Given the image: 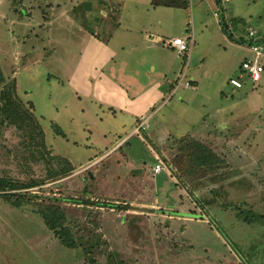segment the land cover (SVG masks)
<instances>
[{
	"label": "rangeland",
	"instance_id": "1",
	"mask_svg": "<svg viewBox=\"0 0 264 264\" xmlns=\"http://www.w3.org/2000/svg\"><path fill=\"white\" fill-rule=\"evenodd\" d=\"M97 1L0 0V67L15 78L21 100L33 103L49 152L75 166L28 190L62 206L77 245L63 246L35 206L14 207L0 197V264H264V218H245L264 214V71L254 88L247 78L234 88L229 78L239 75L249 49L228 36L247 40L250 27L263 36L264 0H188L187 9H176L193 33L183 70L198 75V91L178 87L176 96L189 106H174L173 98V113L164 107L138 134L129 133L134 115L108 108L77 84L90 73L82 60L100 49L87 45L100 27ZM84 6L93 10L88 21ZM233 16L240 21L230 23ZM122 65L115 58L105 70ZM76 68L79 80L70 78ZM125 135L120 149L99 157ZM192 139L221 163L195 165L185 146ZM28 153L17 130L5 126L0 176L42 178L43 163L25 160ZM158 160L164 168L154 174Z\"/></svg>",
	"mask_w": 264,
	"mask_h": 264
},
{
	"label": "crops",
	"instance_id": "2",
	"mask_svg": "<svg viewBox=\"0 0 264 264\" xmlns=\"http://www.w3.org/2000/svg\"><path fill=\"white\" fill-rule=\"evenodd\" d=\"M105 2L110 8L105 7ZM168 2L167 0H142V4L140 2H129L126 4L125 0H118L115 4H112L108 0L97 1V11L101 17L98 20L100 21V27L89 33L87 45L92 46L94 44L100 47L99 50L104 53H100L96 48L92 51L97 52L98 56L93 55V58L88 59L85 57L82 60L84 62L88 61L87 64H91L90 73L88 77L87 73L82 72V82L77 84L87 88L88 95L92 94L101 104L108 108L116 107L119 110L129 111L131 115H134L136 117L135 121H138V123L132 126L129 133L138 134V130L142 127L144 121L154 117L164 107L168 113H173L176 104H185L188 107L189 101L182 94L179 95L177 93L176 96L175 93L178 87L182 86L191 88L195 92L198 91L196 86L200 78L195 74L194 70H189L188 72L190 67H186L187 71L183 70L184 58L178 56L171 48L159 44H148L144 41L143 37L146 32L164 38H171L182 36L189 30L184 26V16L180 17V13L176 12V9L183 7L173 3L169 4ZM219 2L214 0L213 3L218 5ZM84 7H86L84 10L85 20L88 21L90 16L92 17L93 10L89 11V7ZM105 9L112 10V14L110 13V16H102ZM173 14L174 17L177 14L178 20L174 19ZM232 18L235 17L233 16ZM109 19L113 21V25H109ZM102 34L104 37H101ZM236 38L242 41L236 43L230 41V44L243 47L246 39L241 36ZM247 45L246 49L248 51ZM191 55L192 53L189 55V60ZM250 56L251 52L249 49L243 60ZM115 58L118 62L120 61L121 64L128 67H123L122 65L119 70L117 66H114L109 71L111 73L106 72L105 67ZM76 70L77 68L71 73L70 78L73 77L79 80V71L76 72ZM182 71H184L183 78L190 80V87H185L183 79L180 80ZM104 73L109 74L111 77L106 76ZM105 81L106 83H104ZM259 81L257 84H259ZM90 84L92 87L94 86V89L90 88ZM250 84V87L254 88L256 83L250 82ZM173 98L175 101L173 103L174 106L170 105ZM161 115L165 116V114ZM152 131L153 129H151ZM202 133L197 135L198 138ZM127 136L120 138L99 157L111 150L113 151V149H120L121 141ZM201 137L200 139L202 140L206 138Z\"/></svg>",
	"mask_w": 264,
	"mask_h": 264
},
{
	"label": "trees",
	"instance_id": "3",
	"mask_svg": "<svg viewBox=\"0 0 264 264\" xmlns=\"http://www.w3.org/2000/svg\"><path fill=\"white\" fill-rule=\"evenodd\" d=\"M168 3L180 5L184 9L188 8V0H167ZM217 2L220 0H216ZM106 8H110L105 4ZM112 8V7H111ZM105 15L110 16L112 10L105 9L103 11ZM111 13V14H110ZM236 18L231 17V22H237ZM220 28L224 32L228 29L227 22L222 18ZM233 41L239 42L241 39H237L232 33L228 35ZM256 42L264 44V35L260 37ZM248 45L251 44V40H246ZM184 63H185V58ZM5 126H13L17 130L18 135L21 137V143L26 150L29 151L24 158L29 162H42L45 168V174L42 178L19 180L13 176H0V197L5 202L14 207H20L24 205H33L36 207L35 211L40 215L45 228L49 229L52 234L59 239L61 244L67 248L76 247V241L73 237V233L70 228L65 224V213L58 203L54 200L37 201V195L30 192L28 189L37 185H42L49 181H54L62 178L72 170L75 166L71 161L61 155L52 154L46 147L44 140V132L39 122L38 117L34 114V106L31 101L23 102L16 92L15 78L5 76L0 67V133ZM55 131L62 134L57 125H54ZM192 145L185 144L190 150L188 152L190 160L197 166L209 165L211 162L217 164L221 163V158L213 150L209 149L202 142L192 139ZM52 190V188H50ZM49 198V197H48ZM59 198L55 197L58 201ZM70 200H75L71 198ZM78 202L80 200H77ZM100 204V203H99ZM102 204V203H101ZM246 217H258L264 218V214L255 215L246 212Z\"/></svg>",
	"mask_w": 264,
	"mask_h": 264
},
{
	"label": "built area",
	"instance_id": "4",
	"mask_svg": "<svg viewBox=\"0 0 264 264\" xmlns=\"http://www.w3.org/2000/svg\"><path fill=\"white\" fill-rule=\"evenodd\" d=\"M225 3L228 0H221ZM215 16H218L217 12L213 13ZM103 15L105 13L103 12ZM261 35L253 28H248L247 30V40H251L249 49L251 56L243 60L240 63L239 69L240 73L238 76H232L229 78V83L235 87L239 88L242 86L243 78H247L252 83H257L261 78V73L264 71V44L256 42L260 39ZM144 41L148 44H159L161 46L171 48L174 52L180 57L185 58V66L187 65L188 56L193 44V34L191 30H188L182 36H174L171 38H164L153 33L146 32L144 34ZM184 77V71L180 76V80ZM179 80V81H180ZM183 85L185 87H190V80H184ZM164 168V164L161 160H158L155 165L152 166V171L154 174L160 173Z\"/></svg>",
	"mask_w": 264,
	"mask_h": 264
}]
</instances>
